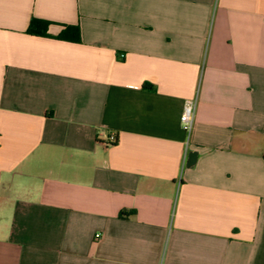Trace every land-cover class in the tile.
I'll use <instances>...</instances> for the list:
<instances>
[{"label":"crops","instance_id":"obj_1","mask_svg":"<svg viewBox=\"0 0 264 264\" xmlns=\"http://www.w3.org/2000/svg\"><path fill=\"white\" fill-rule=\"evenodd\" d=\"M0 264H264V0H0Z\"/></svg>","mask_w":264,"mask_h":264},{"label":"trees","instance_id":"obj_2","mask_svg":"<svg viewBox=\"0 0 264 264\" xmlns=\"http://www.w3.org/2000/svg\"><path fill=\"white\" fill-rule=\"evenodd\" d=\"M51 23L45 20L32 19L29 27L28 33L32 36L41 37L49 35L48 29ZM58 38L61 40L69 42H79L80 41V29L78 26H66L61 31ZM125 213H121V216H124Z\"/></svg>","mask_w":264,"mask_h":264},{"label":"built area","instance_id":"obj_3","mask_svg":"<svg viewBox=\"0 0 264 264\" xmlns=\"http://www.w3.org/2000/svg\"><path fill=\"white\" fill-rule=\"evenodd\" d=\"M197 106V99H187L183 105V111L181 114V124L185 132L190 136L194 127L195 111ZM117 139L115 135L110 136V142L116 143ZM99 237V235L97 236Z\"/></svg>","mask_w":264,"mask_h":264},{"label":"water","instance_id":"obj_4","mask_svg":"<svg viewBox=\"0 0 264 264\" xmlns=\"http://www.w3.org/2000/svg\"><path fill=\"white\" fill-rule=\"evenodd\" d=\"M196 158H197V154L196 153H191L187 162V166L190 167L192 165L195 164L196 162Z\"/></svg>","mask_w":264,"mask_h":264}]
</instances>
